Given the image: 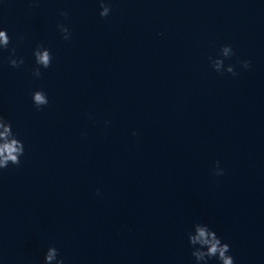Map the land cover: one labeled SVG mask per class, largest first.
Listing matches in <instances>:
<instances>
[{"label":"water","instance_id":"obj_1","mask_svg":"<svg viewBox=\"0 0 264 264\" xmlns=\"http://www.w3.org/2000/svg\"><path fill=\"white\" fill-rule=\"evenodd\" d=\"M105 3L0 0V116L25 148L0 170V264L53 246L64 264H196V223L264 264V0ZM38 45L53 60L35 77Z\"/></svg>","mask_w":264,"mask_h":264},{"label":"clouds","instance_id":"obj_2","mask_svg":"<svg viewBox=\"0 0 264 264\" xmlns=\"http://www.w3.org/2000/svg\"><path fill=\"white\" fill-rule=\"evenodd\" d=\"M100 12L101 17H107L110 12V6L105 3V0H100ZM62 16H67L66 12H61ZM59 31L62 33V37L65 40L71 38L69 28L64 24L58 25ZM11 42V38L7 34V30H0V49H7ZM233 49L230 45H224L220 50V56L224 58L231 57L233 55ZM36 66L33 67L32 73L35 77L41 76V69H47L52 64V54L48 48L43 45H38L33 50ZM212 67L218 73L226 71L235 75V70L232 65H228L225 68L224 60L221 58H209ZM8 63L13 68H19L23 63L22 58L15 57V49L11 51V55L8 57ZM244 68L251 66L250 61H242ZM32 101L37 109L47 106L49 99L47 94L43 90H37L32 93ZM133 135H136L133 132ZM24 143L17 138L13 132L12 125L4 117L0 116V170L6 169L10 164L19 166L21 163V156L24 155ZM214 175H223V169L219 167L217 162ZM193 231L189 232L188 243L192 246V256L195 258L196 264H207V261L211 258H216L220 264H235L234 257L230 255V245L226 242H222L221 238L215 231L210 229L207 224L196 223L193 226ZM59 253L56 247H49L45 253L44 264H64L63 259L58 258Z\"/></svg>","mask_w":264,"mask_h":264}]
</instances>
